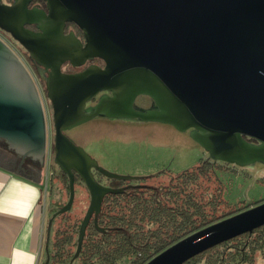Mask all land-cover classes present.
<instances>
[{"label":"water","instance_id":"1","mask_svg":"<svg viewBox=\"0 0 264 264\" xmlns=\"http://www.w3.org/2000/svg\"><path fill=\"white\" fill-rule=\"evenodd\" d=\"M32 0H0V28L46 66V95L53 108L54 161L69 178V200L50 218L70 211L76 174L91 202L81 223V252L87 228L104 197L123 188L101 184L94 169L111 179L131 180L99 165L66 134L98 115L168 123L193 138L209 158L239 166L264 162V0H45L49 12L29 8ZM67 22L83 31L86 43L65 34ZM37 24L40 31L27 27ZM89 65L65 73L62 65ZM94 107H87L101 91ZM157 109L137 110L138 95ZM246 136L258 143H252ZM0 138L17 149L46 154L44 101L23 61L0 38ZM264 225V202L212 223L174 243L146 264H184L222 242ZM104 231V228H101Z\"/></svg>","mask_w":264,"mask_h":264},{"label":"trees","instance_id":"2","mask_svg":"<svg viewBox=\"0 0 264 264\" xmlns=\"http://www.w3.org/2000/svg\"><path fill=\"white\" fill-rule=\"evenodd\" d=\"M219 162L229 164L203 159L197 166L173 174L167 183H146L106 195L98 222L94 217L89 224L77 258L74 256L84 217L74 220L71 211L56 216L51 229L49 264H146L182 238L253 206L220 214L231 205L216 174ZM61 175L69 194V178L62 170ZM53 179L54 173L52 182ZM108 180L112 185L122 181ZM78 183L84 185L76 174ZM258 255L264 256V225L209 248L184 264H258Z\"/></svg>","mask_w":264,"mask_h":264},{"label":"rangeland","instance_id":"3","mask_svg":"<svg viewBox=\"0 0 264 264\" xmlns=\"http://www.w3.org/2000/svg\"><path fill=\"white\" fill-rule=\"evenodd\" d=\"M5 42L17 54L22 52L19 45L7 40ZM34 79L40 86L44 100L47 123L46 165L48 177L51 178L54 173L53 185L45 193L47 197L46 210L48 209L50 215L68 202L69 194L63 183L61 170L55 163L54 157L50 158L51 154L49 153L55 135L53 108L46 97L45 83L42 82L40 85L35 76ZM66 134L76 144L85 148L107 170L120 175L144 178L149 184L167 183L173 174L191 169L197 166L201 160L209 158L208 152L193 138L192 131H181L171 124L158 121L109 119L105 116H96L68 129ZM52 155L55 156V153ZM51 162L54 165H51ZM164 170L166 172L163 174ZM159 173H161L160 176ZM216 174L224 186V197L231 205L224 207L220 214L264 202V162L257 161L250 166L219 162ZM84 186L79 183L76 185V200L69 213L74 220L84 217L90 204L85 201L87 193L83 189ZM52 204L53 206H51ZM226 210L228 211L225 212ZM47 222L45 233L47 232ZM261 257L258 255L257 260L260 261Z\"/></svg>","mask_w":264,"mask_h":264},{"label":"crops","instance_id":"4","mask_svg":"<svg viewBox=\"0 0 264 264\" xmlns=\"http://www.w3.org/2000/svg\"><path fill=\"white\" fill-rule=\"evenodd\" d=\"M37 149H17L0 138V264H44L46 210L52 177L47 157ZM49 204V202H48ZM53 206V204L51 205ZM258 264H264V256Z\"/></svg>","mask_w":264,"mask_h":264},{"label":"flooded vegetation","instance_id":"5","mask_svg":"<svg viewBox=\"0 0 264 264\" xmlns=\"http://www.w3.org/2000/svg\"><path fill=\"white\" fill-rule=\"evenodd\" d=\"M2 2L6 3V4H13L15 2V0H2ZM29 8L36 9V10H39V11H42V12H46V13L49 12L48 7H47V3H46L45 0H32L31 3L29 4ZM27 27L29 29L33 30V31H36V32L40 31V29H39L37 24H28ZM69 33H74L81 40V42L83 44L86 43L83 31L80 29V27L78 25H76L73 22H67V24H66L65 34H69ZM0 38H2L4 41L7 40L9 42H12V43L16 44L17 46L19 45V47L21 48V51H22L20 54H18L20 59L23 61L24 65L27 67V69L29 70V72L33 76V78L35 76L38 79L40 85H42V82H44L45 83V87H46V78H47L48 74L50 73V70L46 66L41 65L40 63H38L36 60H33L31 58V56L29 55V53L26 51V49L23 48L22 45L18 41H16L9 33H7L6 31L2 30L1 28H0ZM92 64H97V65H100L102 67L105 66V63H104V61L102 59L95 58L94 60L87 61L82 66H73L70 62H66V63H64L62 65V71L65 72V73H69V74L77 73V72L83 71L89 65H92ZM34 81H35V84L37 85V88L40 91V86L37 84V81L35 79H34ZM40 95H41V92H40ZM103 95H111V92H108L106 90L101 91L98 95H96L91 101H89L87 103V107L96 106L98 104V102L100 101V98ZM46 97H47V95H46ZM134 107L137 110H141V111L157 109V106H156L154 100L149 95H146V94H141V95H138L136 97L135 102H134ZM98 116H103L104 117V115H98ZM107 118L112 119L110 117H107ZM189 130L193 131V129H189ZM246 139H248L252 143H258V141L256 139L252 138V137H246ZM49 153L51 154L50 158H52V156L54 157V155H52V153L54 154L53 146H52V149L49 151ZM92 157H94V156H92ZM51 165H54V164H52V162H51ZM99 165H100V163H99ZM93 171H94L96 179L101 184H103L105 186H108V187H113V188H123L124 191L127 188L135 187L136 185L146 184V181H147V179H144V178L142 179V178L134 176L135 178H133L131 180H122L121 183H116L115 185H112L111 182L108 180L107 176H105L102 173H100L97 169L93 168ZM83 189L87 193V198H86L85 201L86 202H91V195H90V192H89L87 186L85 185ZM75 200H76V197H75ZM75 200H74V202H75Z\"/></svg>","mask_w":264,"mask_h":264}]
</instances>
